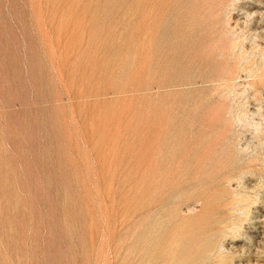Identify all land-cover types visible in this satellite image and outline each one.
Instances as JSON below:
<instances>
[{"label": "rangeland", "instance_id": "rangeland-1", "mask_svg": "<svg viewBox=\"0 0 264 264\" xmlns=\"http://www.w3.org/2000/svg\"><path fill=\"white\" fill-rule=\"evenodd\" d=\"M0 264H264V0H0Z\"/></svg>", "mask_w": 264, "mask_h": 264}, {"label": "bare ground", "instance_id": "bare-ground-1", "mask_svg": "<svg viewBox=\"0 0 264 264\" xmlns=\"http://www.w3.org/2000/svg\"><path fill=\"white\" fill-rule=\"evenodd\" d=\"M198 43H200V42H198ZM211 45H212V40L211 39H207V40L202 41L200 49L202 50L201 52H203V53H201V55L199 56L200 58H202V60L205 59V60L210 61V62H214L215 61L217 54H216V51L214 49V45H213L212 48H211ZM198 49H199V47H198ZM218 67L219 66L217 65L216 69H215L216 73L211 75L209 80H214V81L217 80V81H220V82H222V80L226 81V79H225L226 76H227L225 74L226 71L224 69L222 70L221 68H218ZM212 73H213V71H212Z\"/></svg>", "mask_w": 264, "mask_h": 264}]
</instances>
